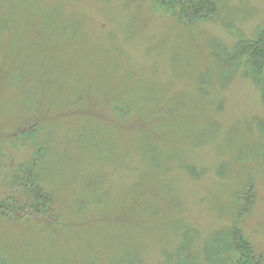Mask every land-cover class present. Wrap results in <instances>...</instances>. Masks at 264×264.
<instances>
[{"label": "rangeland", "instance_id": "1", "mask_svg": "<svg viewBox=\"0 0 264 264\" xmlns=\"http://www.w3.org/2000/svg\"><path fill=\"white\" fill-rule=\"evenodd\" d=\"M216 5L0 0V264H264V0Z\"/></svg>", "mask_w": 264, "mask_h": 264}, {"label": "trees", "instance_id": "2", "mask_svg": "<svg viewBox=\"0 0 264 264\" xmlns=\"http://www.w3.org/2000/svg\"><path fill=\"white\" fill-rule=\"evenodd\" d=\"M216 1L217 0H156V4L173 16L177 15L184 21L190 22L213 16L217 10ZM243 46L245 52L243 56H249L254 59L257 74L259 76H264V28L254 42L247 43V46ZM14 196L15 195L12 194L10 196L11 199H13ZM2 208L9 209V206L8 204H3ZM232 237L234 239L233 241L239 240L240 238L239 235ZM237 248L241 251L237 264H261L260 258L255 254L247 242L240 243Z\"/></svg>", "mask_w": 264, "mask_h": 264}]
</instances>
